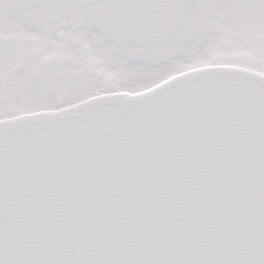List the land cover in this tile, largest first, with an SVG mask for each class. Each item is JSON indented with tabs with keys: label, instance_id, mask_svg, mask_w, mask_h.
Returning <instances> with one entry per match:
<instances>
[{
	"label": "snow or ice",
	"instance_id": "6c2138e0",
	"mask_svg": "<svg viewBox=\"0 0 264 264\" xmlns=\"http://www.w3.org/2000/svg\"><path fill=\"white\" fill-rule=\"evenodd\" d=\"M0 264H264V0H0Z\"/></svg>",
	"mask_w": 264,
	"mask_h": 264
}]
</instances>
